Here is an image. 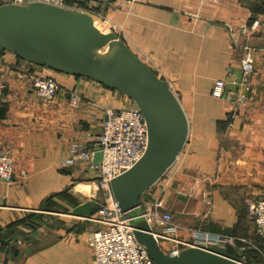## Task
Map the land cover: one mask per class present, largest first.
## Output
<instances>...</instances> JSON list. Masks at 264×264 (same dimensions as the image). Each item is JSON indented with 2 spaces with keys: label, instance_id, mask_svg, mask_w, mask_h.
I'll return each instance as SVG.
<instances>
[{
  "label": "crops",
  "instance_id": "obj_1",
  "mask_svg": "<svg viewBox=\"0 0 264 264\" xmlns=\"http://www.w3.org/2000/svg\"><path fill=\"white\" fill-rule=\"evenodd\" d=\"M94 1L101 12L107 6L105 15L120 24L129 47L172 82L190 123L170 186L162 190L158 181L141 202L150 207L159 199L182 226V238L201 228L250 241L228 249L247 264H264V235L248 213V204L264 197V0ZM255 21L256 30L242 32ZM249 49L255 74L237 107L230 92L244 91L241 61ZM0 55V148H11L15 171L12 184L0 183V264H95L88 236L102 226L89 219L96 210L73 213L84 200L74 184L92 180L94 172L59 161L70 140L99 134L103 107L132 100L48 68L60 89L52 99L40 98L33 79L44 68ZM217 78L226 81L222 97L212 94ZM72 92L82 97L79 107L70 104Z\"/></svg>",
  "mask_w": 264,
  "mask_h": 264
},
{
  "label": "water",
  "instance_id": "obj_2",
  "mask_svg": "<svg viewBox=\"0 0 264 264\" xmlns=\"http://www.w3.org/2000/svg\"><path fill=\"white\" fill-rule=\"evenodd\" d=\"M96 20L98 16L90 11L43 1L0 4V48L27 63L99 82L127 96L139 108L147 125V148L132 167L110 182L122 209L133 211L177 160L186 145L190 123L169 81L149 67L119 34L99 28ZM97 206L96 201L84 199L73 213L90 216ZM132 226L155 264H240L241 258L224 246H190L171 256L145 219L134 220Z\"/></svg>",
  "mask_w": 264,
  "mask_h": 264
},
{
  "label": "built area",
  "instance_id": "obj_3",
  "mask_svg": "<svg viewBox=\"0 0 264 264\" xmlns=\"http://www.w3.org/2000/svg\"><path fill=\"white\" fill-rule=\"evenodd\" d=\"M43 1L58 6H67L90 11L98 16V21H104L108 30H113L120 35L122 27L113 22L99 10L94 0H0V4L27 3ZM259 21L244 24L243 33L256 30ZM121 36V35H120ZM159 76L172 82L157 68L149 56L143 60ZM3 60L0 55V71ZM36 74L33 79L35 94L44 99L57 96L60 85L52 77L47 68ZM242 78L241 92H230L233 103L239 107L247 100L246 91L250 90L252 77L255 74V64L252 49H249L241 61ZM24 72V71H23ZM23 74V73H22ZM174 90V89H173ZM226 92V81L217 78L214 81L212 94L222 97ZM70 104L79 107L82 97L78 92L70 94ZM101 130L96 136H87L83 139L70 140L65 156L59 161L61 166H77L83 164L94 172L90 181H79L74 184V189L87 201L98 203L96 212L89 217L101 224V228L93 230L88 236V244L94 254L95 264H155L147 250L134 233L132 222L136 219H145L161 247L171 256L178 255L181 250L190 246H235L239 242L250 241L226 233H214L201 228H189L190 239L178 235L181 225L174 222L173 216L166 210H161L159 199L152 206L146 207L140 202L137 208L141 211H124L115 200L111 179L132 167L144 154L148 144V131L145 119L137 106H122L115 108L105 106L102 108ZM179 156V155H178ZM176 162V161H175ZM172 166L159 179L162 190L170 186L176 175V165ZM15 180L14 157L9 146L0 148V183L12 184ZM248 213L256 225L259 235H264V197L248 204ZM166 242L165 244H163ZM240 264H247L242 259Z\"/></svg>",
  "mask_w": 264,
  "mask_h": 264
},
{
  "label": "rangeland",
  "instance_id": "obj_4",
  "mask_svg": "<svg viewBox=\"0 0 264 264\" xmlns=\"http://www.w3.org/2000/svg\"><path fill=\"white\" fill-rule=\"evenodd\" d=\"M99 24H100V26H101L104 30L108 31V25H107V23H105L104 21H99ZM131 105H132V102L130 101L129 105H127L126 107H129V106H131Z\"/></svg>",
  "mask_w": 264,
  "mask_h": 264
},
{
  "label": "bare ground",
  "instance_id": "obj_5",
  "mask_svg": "<svg viewBox=\"0 0 264 264\" xmlns=\"http://www.w3.org/2000/svg\"><path fill=\"white\" fill-rule=\"evenodd\" d=\"M96 25L99 27V28H101V29H103L101 26H100V24H99V21L98 20H96ZM104 30V29H103ZM106 31V30H105Z\"/></svg>",
  "mask_w": 264,
  "mask_h": 264
},
{
  "label": "trees",
  "instance_id": "obj_6",
  "mask_svg": "<svg viewBox=\"0 0 264 264\" xmlns=\"http://www.w3.org/2000/svg\"><path fill=\"white\" fill-rule=\"evenodd\" d=\"M0 50H1V51H4V50H3V49H1V48H0ZM110 89H111V88H110ZM3 115H4V111H3V112H1V116H3ZM257 233H258V232H257ZM228 250H229V252L231 253L230 249H228Z\"/></svg>",
  "mask_w": 264,
  "mask_h": 264
}]
</instances>
